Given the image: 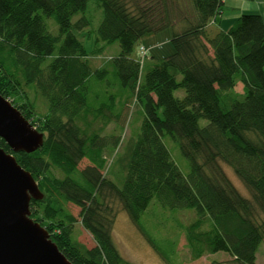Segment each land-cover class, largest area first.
<instances>
[{"label":"trees","instance_id":"16d2710c","mask_svg":"<svg viewBox=\"0 0 264 264\" xmlns=\"http://www.w3.org/2000/svg\"><path fill=\"white\" fill-rule=\"evenodd\" d=\"M89 1L0 0V93L45 134L31 153L14 152L0 138L43 193L30 201L31 218L72 264H131L112 235L117 205L140 227L156 197L164 208L195 211L184 227L192 259L224 252L229 260L210 264H257L264 242L263 16L242 13L224 30L223 0H94L103 10L96 29L102 45L88 51L76 32L90 24ZM46 17H54L57 34ZM167 28L172 54L151 57L150 64L148 53L132 56L138 42ZM116 42L120 50L109 63L94 66L92 57ZM27 89L46 99V113L38 115ZM136 102L139 132L108 177L105 150L115 149L120 135L103 132L112 123L123 127L125 108ZM168 136L188 160V174L174 160ZM83 159L89 163L80 168ZM67 202L81 207L94 246L74 236L77 218Z\"/></svg>","mask_w":264,"mask_h":264},{"label":"rangeland","instance_id":"374dc122","mask_svg":"<svg viewBox=\"0 0 264 264\" xmlns=\"http://www.w3.org/2000/svg\"><path fill=\"white\" fill-rule=\"evenodd\" d=\"M86 15L91 19L90 24L83 30L77 31L76 34L83 41L87 50L91 51L97 46L102 45V43L96 42V29L102 19L103 10L96 5L94 0H90ZM80 16L81 15L75 16L74 20L78 19ZM45 21L49 30L57 34L58 25L54 17H46ZM171 36V28L164 29L157 34L148 36L137 43L132 56H139L140 46L149 48L147 60L144 62L147 64L151 63V57L158 60L172 54L174 52V47L170 42ZM119 50L120 47L118 42L105 46L102 53L92 57L94 66H103L109 63L110 57L115 56ZM148 57L150 60H148ZM28 92L30 93L31 100L36 103V112L38 115L46 113V107H48L46 99L41 95V97L36 95L34 90H29ZM175 94L178 97H182L184 95V90L179 89ZM140 110L137 102L126 107V118L123 127L117 128V126L112 123L103 132L104 135H112V133L114 135H120L118 146L115 149L113 147H107L105 150L108 165L104 174L108 177H113L108 174L110 165L114 163L118 154L123 150L126 142L139 132L141 123ZM207 123L208 121L206 119L201 120V125H206ZM165 141L181 171L184 174H188L189 163L181 154L178 143L170 139L169 136ZM88 163L89 161L87 159H83L80 162V168L85 167ZM223 167L240 193L245 197H251L250 191L238 176H236L232 168L226 164H223ZM65 205L66 209L77 218V221L73 225V232L76 239L87 247L94 246L96 243L92 234L81 223V207L72 202H67ZM117 209L119 213L113 225L112 235L121 255L131 264H169L168 262H170V264H210L215 260L226 262L230 259V256L224 252L205 254L201 258L192 259L190 249L187 245L184 227L195 219L196 214L193 209L185 208L172 210L164 208L155 197L142 215L140 227L132 222L127 212L122 210L119 204L117 205ZM148 238L155 242L160 252L154 248L148 241ZM256 262L257 264H264V242L259 246Z\"/></svg>","mask_w":264,"mask_h":264},{"label":"water","instance_id":"95a60500","mask_svg":"<svg viewBox=\"0 0 264 264\" xmlns=\"http://www.w3.org/2000/svg\"><path fill=\"white\" fill-rule=\"evenodd\" d=\"M0 138L14 152L31 153L43 146L45 134L0 93ZM42 197L33 175L0 146V264H72L30 216L31 199Z\"/></svg>","mask_w":264,"mask_h":264},{"label":"crops","instance_id":"0c3cea01","mask_svg":"<svg viewBox=\"0 0 264 264\" xmlns=\"http://www.w3.org/2000/svg\"><path fill=\"white\" fill-rule=\"evenodd\" d=\"M253 12L264 18V0H223L221 28L227 30L242 13ZM240 86L237 87L239 90L242 88Z\"/></svg>","mask_w":264,"mask_h":264},{"label":"built area","instance_id":"2783aa9c","mask_svg":"<svg viewBox=\"0 0 264 264\" xmlns=\"http://www.w3.org/2000/svg\"><path fill=\"white\" fill-rule=\"evenodd\" d=\"M140 52L144 56L146 53H148V49L146 47H144V46H141L140 47Z\"/></svg>","mask_w":264,"mask_h":264}]
</instances>
